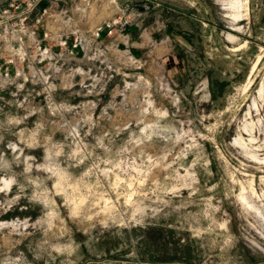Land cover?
I'll return each instance as SVG.
<instances>
[{
  "label": "rangeland",
  "instance_id": "1",
  "mask_svg": "<svg viewBox=\"0 0 264 264\" xmlns=\"http://www.w3.org/2000/svg\"><path fill=\"white\" fill-rule=\"evenodd\" d=\"M9 23L0 264H264V0H41V64Z\"/></svg>",
  "mask_w": 264,
  "mask_h": 264
},
{
  "label": "built area",
  "instance_id": "2",
  "mask_svg": "<svg viewBox=\"0 0 264 264\" xmlns=\"http://www.w3.org/2000/svg\"><path fill=\"white\" fill-rule=\"evenodd\" d=\"M2 1L4 0H0V12L10 21L9 26L12 34V44L9 48L14 49V53L22 56H26L28 48H31L34 55L39 56L38 64H41L47 56L53 57L50 45L44 43L48 39V34L44 32L43 37L40 38L35 31L29 29L27 24L30 14L41 0H5V7H3ZM10 11L15 14L10 15ZM45 13L46 10L43 9L42 14L35 18V23L39 24L42 15ZM120 23L119 19L105 21L92 30L91 36L95 40L101 39L102 36H109L113 34L116 25ZM27 41L30 43L26 44ZM53 46L58 47L59 55L64 54L66 58L70 59L75 50L82 48V42L80 37L69 41L68 36L59 35L56 37V43Z\"/></svg>",
  "mask_w": 264,
  "mask_h": 264
},
{
  "label": "bare ground",
  "instance_id": "3",
  "mask_svg": "<svg viewBox=\"0 0 264 264\" xmlns=\"http://www.w3.org/2000/svg\"><path fill=\"white\" fill-rule=\"evenodd\" d=\"M233 8H241L242 4L239 5V3L237 4V6H235V4L232 5Z\"/></svg>",
  "mask_w": 264,
  "mask_h": 264
}]
</instances>
